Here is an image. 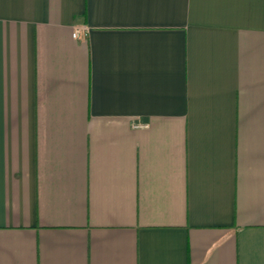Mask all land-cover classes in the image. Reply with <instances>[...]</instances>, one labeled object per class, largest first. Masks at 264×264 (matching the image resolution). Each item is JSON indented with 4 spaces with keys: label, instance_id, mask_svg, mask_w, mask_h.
<instances>
[{
    "label": "crops",
    "instance_id": "crops-1",
    "mask_svg": "<svg viewBox=\"0 0 264 264\" xmlns=\"http://www.w3.org/2000/svg\"><path fill=\"white\" fill-rule=\"evenodd\" d=\"M0 264H264V0H0Z\"/></svg>",
    "mask_w": 264,
    "mask_h": 264
},
{
    "label": "built area",
    "instance_id": "built-area-1",
    "mask_svg": "<svg viewBox=\"0 0 264 264\" xmlns=\"http://www.w3.org/2000/svg\"><path fill=\"white\" fill-rule=\"evenodd\" d=\"M78 35H79V29L77 28V29H75L74 32L72 33V36H73L74 38H76V37H78Z\"/></svg>",
    "mask_w": 264,
    "mask_h": 264
}]
</instances>
